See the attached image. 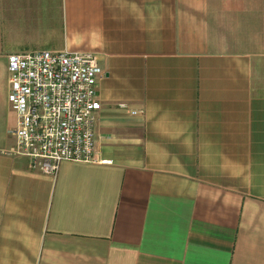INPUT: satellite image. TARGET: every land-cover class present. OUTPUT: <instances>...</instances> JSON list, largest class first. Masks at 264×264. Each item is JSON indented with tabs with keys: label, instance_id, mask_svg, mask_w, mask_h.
I'll use <instances>...</instances> for the list:
<instances>
[{
	"label": "crops",
	"instance_id": "1",
	"mask_svg": "<svg viewBox=\"0 0 264 264\" xmlns=\"http://www.w3.org/2000/svg\"><path fill=\"white\" fill-rule=\"evenodd\" d=\"M35 51L107 74L111 164L3 153L7 57ZM0 54V264H264V0H0Z\"/></svg>",
	"mask_w": 264,
	"mask_h": 264
},
{
	"label": "built area",
	"instance_id": "2",
	"mask_svg": "<svg viewBox=\"0 0 264 264\" xmlns=\"http://www.w3.org/2000/svg\"><path fill=\"white\" fill-rule=\"evenodd\" d=\"M8 102L16 116L6 155L56 176L64 162L111 164L95 152L96 86L107 74L89 53L35 51L7 57ZM125 108V105H120Z\"/></svg>",
	"mask_w": 264,
	"mask_h": 264
},
{
	"label": "rangeland",
	"instance_id": "3",
	"mask_svg": "<svg viewBox=\"0 0 264 264\" xmlns=\"http://www.w3.org/2000/svg\"><path fill=\"white\" fill-rule=\"evenodd\" d=\"M1 55V54H0ZM0 61L2 62V59H0ZM1 62H0V64H1ZM0 75H2V71H1V69H0Z\"/></svg>",
	"mask_w": 264,
	"mask_h": 264
}]
</instances>
